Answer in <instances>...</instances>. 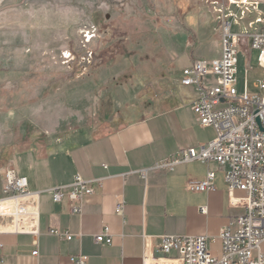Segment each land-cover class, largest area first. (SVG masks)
<instances>
[{"label": "crops", "instance_id": "1", "mask_svg": "<svg viewBox=\"0 0 264 264\" xmlns=\"http://www.w3.org/2000/svg\"><path fill=\"white\" fill-rule=\"evenodd\" d=\"M257 12L263 13L260 1ZM212 13L218 31L217 15ZM183 22L189 51L179 56L165 42L159 45V53L145 60L154 64H147L132 78L134 85L137 78L140 81L138 89L133 93L121 91V99L116 98L115 103L101 100L106 105L94 104L96 121H88V112L92 120L95 114L86 102L75 113L79 115L77 123H35L42 131L35 134L33 142L24 143L23 137L7 139L5 134L6 128L24 120L0 119V152L4 151L0 153V197L3 170L8 167L27 176L32 191H42L38 235L3 232L6 221L0 216V256L5 264H72L70 257L78 254L89 256L88 264H145V255H151L166 235L207 236L209 248L222 255L221 230L236 231L237 219L245 212L230 204L223 168L216 162L202 161L182 163L174 169L157 167L181 151L216 137L215 129L201 126L193 110L198 90L182 85L180 78L184 68L196 59L221 56L220 33L219 54L212 58L204 39L211 40L214 33L206 36L201 26H186L184 13ZM164 29L169 30L167 26ZM183 56L186 59L182 62ZM208 81L215 83L216 79ZM209 171L216 172L215 190L194 192L188 188L190 182L204 180ZM78 173L92 182L94 193L86 198L81 214H72L68 199L55 203L48 190L69 188ZM121 200L123 213H117ZM106 225L113 241L99 244L95 236ZM51 229L69 231L74 238L68 241L51 234ZM159 256L154 253V257Z\"/></svg>", "mask_w": 264, "mask_h": 264}, {"label": "rangeland", "instance_id": "2", "mask_svg": "<svg viewBox=\"0 0 264 264\" xmlns=\"http://www.w3.org/2000/svg\"><path fill=\"white\" fill-rule=\"evenodd\" d=\"M259 1L263 13L251 6L234 31L264 29V22H256L264 18V0ZM223 6L242 15L231 0H8L0 7V119L15 122L21 117L24 123L6 128L7 139L23 137L24 143L33 142L42 131L35 123H77V112L84 103H90L95 114L94 104L115 103L121 91L133 93L140 83L137 78L134 85L133 76L154 64L145 60L159 53V45L165 42L179 56L189 51L183 13L186 26H201L206 36L214 33L211 40L204 39L208 41L204 47L209 57H217L218 31L222 37L218 9ZM212 12L218 18V31ZM258 55V50L245 44L239 48L241 91L246 75L250 91H258L254 84L264 76ZM111 93L117 97H109ZM88 114L89 122L98 118L95 114L92 120Z\"/></svg>", "mask_w": 264, "mask_h": 264}, {"label": "built area", "instance_id": "3", "mask_svg": "<svg viewBox=\"0 0 264 264\" xmlns=\"http://www.w3.org/2000/svg\"><path fill=\"white\" fill-rule=\"evenodd\" d=\"M8 0H0V7ZM242 10L239 15L225 6L218 9L221 31V56L214 60L196 59L184 68L180 83L198 90L193 110L203 127H212L216 137L203 145L190 147L171 159L160 162L157 167L174 169L182 163L202 161L216 162L224 171L230 204L244 208L237 219L238 228L220 232L223 253L216 255L208 245L207 236H163L151 255H145V264H264V76L258 79L251 92L246 75L243 91L238 84L239 48L246 45L259 51L258 61L264 68V29L245 32L234 31L252 6L258 11L259 0L232 1ZM264 22V18L256 20ZM255 23V22H254ZM253 22L250 28L254 27ZM91 38V36H90ZM215 77L211 83L209 78ZM147 171H143L146 175ZM3 196L0 197V216L6 221L3 232L39 234L40 195L32 191L29 178L14 167L3 171ZM215 171H209L202 181L190 182L194 192L215 190ZM241 191L243 196H238ZM55 203L68 199L72 214H81L86 198L94 193L93 184L81 174L75 176L69 188L54 187L48 190ZM124 201L117 203L116 212L123 213ZM206 212L207 208H202ZM51 234L68 241L74 238L69 231L51 229ZM99 244H111L110 227L95 236ZM2 245H0L1 247ZM177 252V256H171ZM154 253L159 257H154ZM34 255L38 250L33 251ZM72 264H88L84 254L70 257ZM0 264L5 259L0 256Z\"/></svg>", "mask_w": 264, "mask_h": 264}, {"label": "trees", "instance_id": "4", "mask_svg": "<svg viewBox=\"0 0 264 264\" xmlns=\"http://www.w3.org/2000/svg\"><path fill=\"white\" fill-rule=\"evenodd\" d=\"M95 22L98 23V24H101V21L99 20V18H95ZM153 30L151 31L150 35L153 36ZM126 56V55H125ZM126 57H129V56H126ZM108 65L112 64V62H108L107 63Z\"/></svg>", "mask_w": 264, "mask_h": 264}, {"label": "bare ground", "instance_id": "5", "mask_svg": "<svg viewBox=\"0 0 264 264\" xmlns=\"http://www.w3.org/2000/svg\"><path fill=\"white\" fill-rule=\"evenodd\" d=\"M235 1V0H234Z\"/></svg>", "mask_w": 264, "mask_h": 264}, {"label": "water", "instance_id": "6", "mask_svg": "<svg viewBox=\"0 0 264 264\" xmlns=\"http://www.w3.org/2000/svg\"><path fill=\"white\" fill-rule=\"evenodd\" d=\"M264 129V128H263Z\"/></svg>", "mask_w": 264, "mask_h": 264}]
</instances>
